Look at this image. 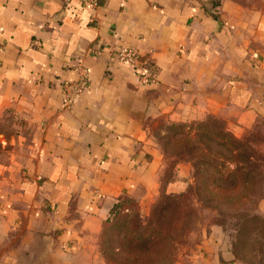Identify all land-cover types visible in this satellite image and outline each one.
I'll return each instance as SVG.
<instances>
[{
  "label": "crops",
  "instance_id": "0c3cea01",
  "mask_svg": "<svg viewBox=\"0 0 264 264\" xmlns=\"http://www.w3.org/2000/svg\"><path fill=\"white\" fill-rule=\"evenodd\" d=\"M120 47L154 72L140 85ZM89 87L62 108L60 86ZM264 120V0H0V264H104L99 236L128 197L161 191L162 125ZM179 162L166 194L185 191ZM256 213L264 218V199ZM175 264H243L217 227Z\"/></svg>",
  "mask_w": 264,
  "mask_h": 264
},
{
  "label": "trees",
  "instance_id": "16d2710c",
  "mask_svg": "<svg viewBox=\"0 0 264 264\" xmlns=\"http://www.w3.org/2000/svg\"><path fill=\"white\" fill-rule=\"evenodd\" d=\"M168 127L180 130L177 140L170 145L177 150L174 167L179 162H188L194 170L192 183L182 193L166 194L163 186L172 179V171L144 220L135 201L120 197L99 236L104 264H175L180 260L177 258L180 247L193 230L196 210L210 208L212 203L236 209L231 218L239 222V228L230 243L238 259L234 246L242 225L257 216L248 214L246 203L255 197L257 203L264 199L263 136L260 132L252 134L254 128L236 137L225 124L220 128L212 119L171 123ZM116 227L118 234L111 236L109 230Z\"/></svg>",
  "mask_w": 264,
  "mask_h": 264
},
{
  "label": "rangeland",
  "instance_id": "374dc122",
  "mask_svg": "<svg viewBox=\"0 0 264 264\" xmlns=\"http://www.w3.org/2000/svg\"><path fill=\"white\" fill-rule=\"evenodd\" d=\"M213 122L220 128L223 123L220 120L212 119ZM190 124V123H189ZM192 127L195 129L194 124ZM255 128V129H254ZM254 129L250 131L252 134L259 133L264 138V120H259L254 126L249 129L244 130L241 136L248 130ZM182 130V128H181ZM187 130V129H184ZM179 129H172L168 127V125H162L158 131H156V141L162 151L164 156V171L161 175V185L170 179L173 168H174V159L175 153L177 150L170 145L177 140ZM257 131V132H256ZM193 132V130H192ZM264 142V139H263ZM9 146L0 144V163L3 161L5 154L9 150ZM262 154H264V143L261 145ZM264 172V171H263ZM194 175V170L192 169V176ZM192 183V180L189 184ZM264 195V191L261 193ZM221 202L224 201V198L220 199ZM256 207H257V199L256 197L250 199L246 203V209L248 210L249 215H256ZM199 209V208H198ZM148 210L144 216H140L142 220H144L148 214ZM235 211L232 208L224 207V206H214L211 204L210 208H203L196 210V214L193 219V230L189 234L186 239V242L180 247L178 251L177 258L182 259L185 258L186 255L191 253L192 248L196 243L200 241L201 236L204 233L210 234L211 229L214 227L218 228V231L221 233L223 239L228 242H234V236L236 234L235 230L239 228V222L236 219H232L231 215L235 214ZM220 213H224L227 215V218H224L220 215ZM140 215V212H139ZM221 221V222H219ZM217 223H221L218 225ZM243 230H241V234H239V240L236 241L234 249H236V254L238 260H240L243 264H264V218L257 214L253 218H250L247 222L242 225ZM118 232V227L114 230L110 229L109 234L111 236L116 235ZM118 234V233H117ZM112 239V237H111Z\"/></svg>",
  "mask_w": 264,
  "mask_h": 264
},
{
  "label": "built area",
  "instance_id": "2783aa9c",
  "mask_svg": "<svg viewBox=\"0 0 264 264\" xmlns=\"http://www.w3.org/2000/svg\"><path fill=\"white\" fill-rule=\"evenodd\" d=\"M92 12L100 6V0H81ZM116 58L123 64L131 67L133 74L138 79L140 85H148L154 82V72L148 63L139 59L137 51L130 47H120L116 53ZM76 79L72 82H64L60 86L59 101L62 108H70L72 104L80 98L88 89L89 82L87 70L81 65L74 67Z\"/></svg>",
  "mask_w": 264,
  "mask_h": 264
}]
</instances>
